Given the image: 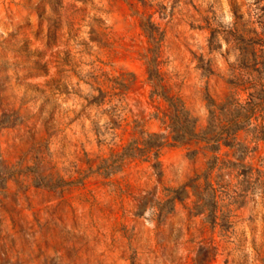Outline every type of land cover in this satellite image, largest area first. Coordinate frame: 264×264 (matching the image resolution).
I'll return each mask as SVG.
<instances>
[{
    "label": "rangeland",
    "instance_id": "obj_1",
    "mask_svg": "<svg viewBox=\"0 0 264 264\" xmlns=\"http://www.w3.org/2000/svg\"><path fill=\"white\" fill-rule=\"evenodd\" d=\"M148 22L162 32L165 83L200 123L208 97H247L228 79L243 72L249 30L264 49V0H0V264H264L262 191L232 205L226 238L190 216V199L162 221L150 206L135 215L205 168L195 145L164 147L161 179L140 159L97 170L135 120L162 131ZM252 145L264 169V140Z\"/></svg>",
    "mask_w": 264,
    "mask_h": 264
},
{
    "label": "trees",
    "instance_id": "obj_2",
    "mask_svg": "<svg viewBox=\"0 0 264 264\" xmlns=\"http://www.w3.org/2000/svg\"><path fill=\"white\" fill-rule=\"evenodd\" d=\"M149 47L144 54L152 100L161 99L166 106L153 113L160 120L162 131H149L144 122L135 120L133 137L120 152H112L97 170L105 176L123 169L128 159L151 163L154 174L163 177L161 151L166 146L195 145L191 155L201 150L207 157L206 166L177 187L164 188L163 196L152 194L135 210L142 216L147 207L162 221L177 203L191 200L190 216L204 215V222L220 234L229 237L234 227L232 205L241 207L257 191L264 193V169L254 166L248 159L258 146L253 142L264 140V49L261 38L254 33L246 38V57L240 64V77L229 78L236 89L242 87L247 97L242 99L231 92L222 102L208 97V115L204 124L194 116L184 100L165 83L161 70L162 32L155 23L144 28ZM258 45L261 46L258 53ZM210 70V69H209ZM262 166L264 158L261 159ZM102 170V172H101Z\"/></svg>",
    "mask_w": 264,
    "mask_h": 264
}]
</instances>
